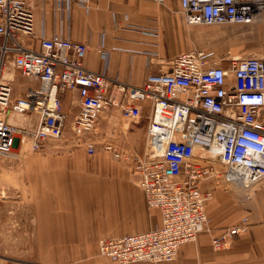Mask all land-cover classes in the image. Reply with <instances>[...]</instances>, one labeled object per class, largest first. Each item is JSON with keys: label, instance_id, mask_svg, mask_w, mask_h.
Returning <instances> with one entry per match:
<instances>
[{"label": "built area", "instance_id": "built-area-1", "mask_svg": "<svg viewBox=\"0 0 264 264\" xmlns=\"http://www.w3.org/2000/svg\"><path fill=\"white\" fill-rule=\"evenodd\" d=\"M39 1L54 3L67 28L72 4L90 6V0H0V153L13 156V148L27 137L36 151L62 140L128 162L123 148L98 140L99 118L114 110L134 123L145 118L149 151L133 152L128 169L147 207L160 211L161 224L101 238L98 251L120 264L175 260L182 243L207 229L205 205L213 188H204V181L238 185L247 196L264 182V56L218 58L212 50L194 47L174 56L168 70L159 68L142 84L131 85L107 74L108 50H101V68L92 70L82 61L87 41L56 33L36 36ZM261 11L264 0H179L187 26L246 24ZM25 38H37L38 46ZM10 64L35 82L17 96L6 76ZM67 92L76 95L74 113L64 107ZM27 113L35 115L30 127L11 121L14 114ZM216 161L223 170L215 168ZM243 227H226L212 238L213 246L229 244Z\"/></svg>", "mask_w": 264, "mask_h": 264}, {"label": "crops", "instance_id": "crops-1", "mask_svg": "<svg viewBox=\"0 0 264 264\" xmlns=\"http://www.w3.org/2000/svg\"><path fill=\"white\" fill-rule=\"evenodd\" d=\"M71 7L67 28L54 3L37 2L35 35L56 33L87 41L82 61L92 70L101 68V50H108L107 74L131 85L142 84L146 74L159 68L168 70L174 56L194 47L222 43L230 57L264 56V11L249 23L225 26L217 36L202 26L185 25L179 0H90L87 9ZM25 41L38 46L37 38ZM63 101L75 105V93L67 92ZM82 149L30 152L24 184L32 214V259L0 255V264H119L99 254L101 238L161 224L160 211L147 207L143 190L119 161L104 151ZM203 187L213 188L205 205L207 229L182 243L175 260L158 264H264V182L248 196L235 184L214 186L206 180ZM237 223L244 227L229 237V244L214 247L212 238Z\"/></svg>", "mask_w": 264, "mask_h": 264}, {"label": "rangeland", "instance_id": "rangeland-1", "mask_svg": "<svg viewBox=\"0 0 264 264\" xmlns=\"http://www.w3.org/2000/svg\"><path fill=\"white\" fill-rule=\"evenodd\" d=\"M201 26L214 31L218 36L220 31L227 25ZM215 44V47L208 49L212 50L218 58L227 56L221 47L222 43ZM6 73V76L11 78L13 96L22 94L25 86L35 84L27 76L20 74L11 64ZM64 107L70 113L76 111L74 104L68 103V106L64 104ZM34 117L33 113L14 114L11 117V121L27 128L34 123ZM97 136L98 140L106 138L114 146L120 149L123 148L124 155L128 154V162L117 160L126 171H129V166L135 160L133 152L141 156L145 151H149V146L145 139V118L143 117L139 123H134L122 116L118 110L105 113L99 118ZM74 149L83 150L81 146H74L69 141L57 140L50 141L46 148L36 151L31 149L29 139L24 137L22 144L19 145L18 142L13 148V156L0 153V255L3 258L32 259L31 239H29L32 214L29 207V192L24 184V173L29 166L28 157L30 152H42L45 150L71 151ZM97 151L102 150L97 148ZM214 166L218 170L224 169V165L218 161L215 162Z\"/></svg>", "mask_w": 264, "mask_h": 264}, {"label": "bare ground", "instance_id": "bare-ground-1", "mask_svg": "<svg viewBox=\"0 0 264 264\" xmlns=\"http://www.w3.org/2000/svg\"><path fill=\"white\" fill-rule=\"evenodd\" d=\"M159 150H160V148L157 147V148H156V151H159Z\"/></svg>", "mask_w": 264, "mask_h": 264}]
</instances>
